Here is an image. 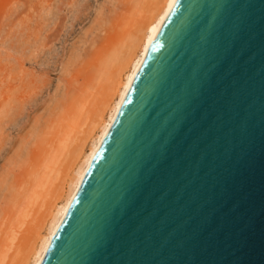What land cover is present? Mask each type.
Here are the masks:
<instances>
[{
    "label": "water",
    "instance_id": "water-1",
    "mask_svg": "<svg viewBox=\"0 0 264 264\" xmlns=\"http://www.w3.org/2000/svg\"><path fill=\"white\" fill-rule=\"evenodd\" d=\"M40 264H264V0H175Z\"/></svg>",
    "mask_w": 264,
    "mask_h": 264
},
{
    "label": "rangeland",
    "instance_id": "rangeland-1",
    "mask_svg": "<svg viewBox=\"0 0 264 264\" xmlns=\"http://www.w3.org/2000/svg\"><path fill=\"white\" fill-rule=\"evenodd\" d=\"M160 1L0 0V264L25 260L62 177L81 164L78 144L111 86L103 72L120 64L104 60L118 47L128 56Z\"/></svg>",
    "mask_w": 264,
    "mask_h": 264
},
{
    "label": "bare ground",
    "instance_id": "bare-ground-1",
    "mask_svg": "<svg viewBox=\"0 0 264 264\" xmlns=\"http://www.w3.org/2000/svg\"><path fill=\"white\" fill-rule=\"evenodd\" d=\"M175 0H161L160 3L154 7V8H151V11L148 13L149 15H147L146 17V20L144 22V25H143V29L140 30L142 31V36H140L138 39H137V34L135 35L136 37H132L134 40H137L136 43H134L135 41L132 40L131 45H130V49L131 51L128 50V52H130L128 54V56H125L123 58V56L121 57V52L119 50H117L118 48H115L113 49V53H111L112 51L110 50V53L111 54H108V57H107V61H105V65H112L111 62L113 61H116L118 62L117 60H120V64H119V67H117V69L113 68V71L111 70H103L105 73L104 75H107L108 76V79L110 78V81H111V86L109 88V91L108 93L106 94L107 97L105 98V100H103L102 102V109L100 110V113L98 114V116L96 117V119H93L95 118V116L92 118L93 121H91V124H90V129L89 131L87 130L88 132V137H86V134L87 133H83V137H86L85 138V141L84 142H80L78 139L77 140L80 142L81 145L78 144V147L80 146L79 148V152H78V158H80V162L81 164L76 167V168H68V172L65 173L63 180H61V187L59 188V198H57L56 201L52 202L50 208L48 209V214L46 212L47 215L44 216L45 217V220L40 224L39 226H37V229L35 231V235H34V242H31L32 244V247L31 249L29 250L28 254L27 253H23L25 254V260L23 259V262H20L21 264H40L41 262V259L49 245V242L52 238V236L54 235L59 223L61 222L66 210L68 209V206L82 180V177L96 151V149L98 148L108 126L110 125L128 87H129V84L141 62V60L143 59L156 31L158 30L160 24L162 23L164 17L166 16L167 12L169 11L170 7L172 6L173 2ZM148 11V10H147ZM145 19V18H144ZM135 34V33H134ZM85 37V36H84ZM116 47V46H115ZM110 48V47H109ZM128 48V47H127ZM133 48L135 49L133 51ZM77 50V49H76ZM108 50V49H107ZM75 54V53H74ZM107 56V55H106ZM106 62H109V63H106ZM113 65L114 62H113ZM114 67V66H113ZM115 69V70H114ZM26 70V69H25ZM102 74V72H101ZM106 77V76H105ZM102 78V77H101ZM109 87V86H108ZM95 101V100H94ZM99 103V102H98ZM84 104V103H83ZM95 104V103H94ZM80 106V105H79ZM83 107V106H82ZM95 107V106H94ZM98 110V109H97ZM96 110V111H97ZM81 111V110H80ZM83 111V110H82ZM87 111V110H86ZM89 113V112H88ZM72 115V114H71ZM75 116V115H73ZM72 116V119L74 120ZM85 117V116H84ZM88 119H90L88 117ZM75 121H76V118H75ZM87 119H86V123H87ZM60 122V121H59ZM73 122V121H72ZM81 122H84L81 120ZM80 122V123H81ZM88 124V123H87ZM69 125V124H68ZM78 125V124H77ZM81 125V124H80ZM68 127V126H67ZM66 127V128H67ZM71 127V125H70ZM80 127V126H79ZM83 127V126H82ZM65 128V130H66ZM69 128V127H68ZM72 128V127H71ZM81 128V127H80ZM88 129V127H87ZM72 130V129H71ZM81 130L83 131V129L81 128ZM80 130V131H81ZM70 131V130H69ZM76 131V130H75ZM79 132V131H78ZM85 132V130H84ZM63 133V132H62ZM81 133V132H80ZM60 134V133H59ZM74 134V133H73ZM71 135V134H70ZM82 134H80L81 136ZM65 136V135H64ZM75 136L77 137L78 135L75 134ZM69 137V136H68ZM73 137V136H72ZM70 138V137H69ZM82 138V137H81ZM60 139V138H58ZM67 139V138H66ZM73 139V138H72ZM71 139V140H72ZM84 139V138H82ZM70 140V141H71ZM76 140V141H77ZM67 141V140H66ZM69 141V140H68ZM75 141V139H74ZM82 141V140H81ZM73 142V141H72ZM89 142V144L87 145V143ZM61 144H65L62 143ZM76 144V143H75ZM76 146V145H75ZM86 146H89L88 149H85L87 148ZM59 148V147H58ZM60 149V148H59ZM61 150V149H60ZM77 151V150H76ZM61 152V151H60ZM63 153V152H62ZM72 161V160H71ZM46 164V163H45ZM49 164V163H48ZM70 164V163H69ZM55 165V164H53ZM74 165V164H73ZM77 165V164H76ZM49 167V166H48ZM47 167V168H48ZM46 168V167H45ZM53 172V171H52ZM57 172V171H56ZM46 174V173H45ZM59 174V171L58 173ZM53 175V174H52ZM44 176V175H43ZM56 176V175H55ZM59 176V175H58ZM59 178V177H58ZM39 180V179H38ZM49 180V179H48ZM44 183V181H43ZM46 183V182H45ZM68 184L69 185V188H70V193L68 194V196H64V192H65V185ZM40 185V184H39ZM44 186V185H43ZM46 186V185H45ZM57 186V185H56ZM59 186V185H58ZM35 188V187H34ZM44 188V187H43ZM67 189V187H66ZM57 191H58V188H57ZM56 191V192H57ZM38 195V194H37ZM56 195V194H55ZM49 196V195H47ZM46 196V197H47ZM36 197V196H35ZM34 197V198H35ZM62 199V204L59 205V199ZM33 199V197H32ZM38 199V198H37ZM27 200V198L25 199ZM29 201V200H28ZM32 201V200H31ZM34 201V200H33ZM42 201V200H41ZM53 201V200H52ZM32 203V202H31ZM30 203V204H31ZM29 204V205H30ZM41 204V203H40ZM45 205V204H44ZM48 206V205H47ZM25 207V205H24ZM31 207V206H29ZM41 207V206H40ZM43 207V206H42ZM42 209V208H41ZM24 212V211H23ZM30 214V213H29ZM41 214V213H40ZM40 216V215H39ZM38 216V217H39ZM43 217V218H44ZM49 217V218H48ZM34 218V217H33ZM37 219V218H36ZM38 220V219H37ZM36 220V221H37ZM42 220V219H41ZM39 221V220H38ZM37 221V222H38ZM22 224V223H21ZM23 225V224H22ZM24 226V225H23ZM33 229L31 228L30 231H32ZM35 230V229H34ZM33 230V231H34ZM42 230H44V234L42 233ZM16 232V231H14ZM20 233V232H19ZM31 233V232H30ZM33 235V232L31 233ZM13 235V234H12ZM15 235V234H14ZM18 235V234H17ZM15 235V236H17ZM15 236L11 237L10 236V241L13 240L14 241V238ZM19 236V235H18ZM30 238V237H29ZM33 238H30L31 240ZM28 240V239H27ZM27 242L24 243V245L26 244ZM13 244V243H12ZM11 244V245H12ZM17 244V243H16ZM6 245V244H5ZM21 245V243H20ZM31 246V245H30ZM29 246V247H30ZM4 247V246H3ZM10 247V246H9ZM24 247V246H22ZM27 247L28 245H26V248H21V249H24L27 251ZM7 248V247H6ZM12 248V246L10 247ZM5 249V247H4ZM12 250V249H11ZM18 251V250H17ZM20 253V252H18ZM16 254V253H15ZM21 254V253H20ZM19 254V255H20ZM22 254V255H23ZM21 255V256H22ZM20 256V257H21ZM7 258V257H6ZM24 258V257H23ZM5 259V258H4ZM17 261V260H16ZM18 262V261H17Z\"/></svg>",
    "mask_w": 264,
    "mask_h": 264
}]
</instances>
